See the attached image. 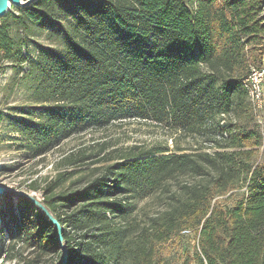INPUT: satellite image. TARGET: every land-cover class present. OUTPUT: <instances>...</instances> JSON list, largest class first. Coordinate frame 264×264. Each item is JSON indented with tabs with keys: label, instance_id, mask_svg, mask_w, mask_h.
Masks as SVG:
<instances>
[{
	"label": "trees",
	"instance_id": "trees-1",
	"mask_svg": "<svg viewBox=\"0 0 264 264\" xmlns=\"http://www.w3.org/2000/svg\"><path fill=\"white\" fill-rule=\"evenodd\" d=\"M20 11L0 19V73L6 62H26L34 78V105L19 109L26 113L16 122L34 154L130 118L221 136L213 152L156 147L120 157L79 190L47 188L42 203L63 226L67 264H153L156 245L192 221L198 245L182 264H264V135L247 119L230 134L214 120L248 110L244 80L263 65L264 0H37ZM11 18L56 33L62 47L39 44L27 58L11 37ZM182 177L195 181L172 195L150 233L130 239L117 220L133 214L131 199ZM240 183L247 189L233 206L212 204ZM8 202L3 228L61 264L57 228L42 209L23 196Z\"/></svg>",
	"mask_w": 264,
	"mask_h": 264
},
{
	"label": "rangeland",
	"instance_id": "rangeland-1",
	"mask_svg": "<svg viewBox=\"0 0 264 264\" xmlns=\"http://www.w3.org/2000/svg\"><path fill=\"white\" fill-rule=\"evenodd\" d=\"M11 13L21 14L20 8L13 7ZM61 21L68 23L64 19ZM8 22L14 43L18 48H22L27 58L37 54L39 44L62 47L60 37L50 30L40 29L31 23L21 26L12 18ZM27 67L26 62L20 67L18 62H6L0 73V184L6 189L0 196V210L9 203L10 195L17 200L19 196L14 192L18 190L29 192L41 202L49 187L55 195L64 191L79 190L100 175L106 166L130 153L138 154L156 147H168L172 152L180 149L193 152L200 148L213 152L218 147L215 139L220 141L221 136L217 132L185 134L152 120L130 118L74 132L57 140L53 146L49 144L45 153L34 154L28 140L16 130L19 115L25 117L22 115L26 113L19 112V109L23 111L34 105L31 98L34 78L28 74ZM244 103L248 110L243 117L217 113L214 120L226 124L230 134L235 133L238 124H243L247 119L249 125L257 126L264 135V111L257 109L248 93ZM263 148L259 150L258 162L264 158ZM69 159L76 163L71 164ZM194 181L189 177H182L170 184L167 190L146 198L131 199L135 203L133 214L126 220L117 221L121 226L130 228V239L138 241L144 232L152 231V219L164 211L168 202H172V195L181 193L184 184L190 185ZM34 187L36 190H33ZM246 189L247 186L240 183L239 187L216 196L212 204L233 206ZM189 224L191 225H184L169 239L156 245L153 264L183 263L199 240L200 225H196L194 221ZM3 226L0 215V264H49L50 261L56 260L55 255H40L27 240L19 236L13 237ZM129 252L132 256L134 248Z\"/></svg>",
	"mask_w": 264,
	"mask_h": 264
},
{
	"label": "water",
	"instance_id": "water-1",
	"mask_svg": "<svg viewBox=\"0 0 264 264\" xmlns=\"http://www.w3.org/2000/svg\"><path fill=\"white\" fill-rule=\"evenodd\" d=\"M37 0H0V19L5 17L9 12H11L13 7L22 8L31 6L33 3H35ZM2 168V163L0 162V170ZM6 189L0 184V196L5 193ZM17 196H23L31 200L34 204H36L39 208L42 209L46 217L54 224V226L57 228L58 231V240L59 245L63 251V257H62V263L61 264H67L68 257H69V251L67 246L64 243L63 238V226L60 224L58 219L52 214V212L35 196L30 194L29 192H26L24 190H18L14 192Z\"/></svg>",
	"mask_w": 264,
	"mask_h": 264
},
{
	"label": "built area",
	"instance_id": "built-area-1",
	"mask_svg": "<svg viewBox=\"0 0 264 264\" xmlns=\"http://www.w3.org/2000/svg\"><path fill=\"white\" fill-rule=\"evenodd\" d=\"M244 87L257 109L264 111V65L252 66Z\"/></svg>",
	"mask_w": 264,
	"mask_h": 264
},
{
	"label": "crops",
	"instance_id": "crops-1",
	"mask_svg": "<svg viewBox=\"0 0 264 264\" xmlns=\"http://www.w3.org/2000/svg\"><path fill=\"white\" fill-rule=\"evenodd\" d=\"M263 65H264V56H263Z\"/></svg>",
	"mask_w": 264,
	"mask_h": 264
}]
</instances>
